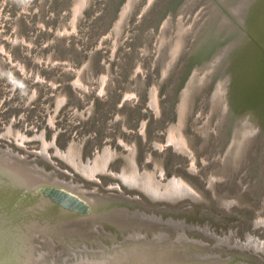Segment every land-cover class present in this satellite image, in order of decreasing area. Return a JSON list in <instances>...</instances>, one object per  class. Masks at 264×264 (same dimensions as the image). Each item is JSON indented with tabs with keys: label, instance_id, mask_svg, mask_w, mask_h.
<instances>
[{
	"label": "rangeland",
	"instance_id": "rangeland-1",
	"mask_svg": "<svg viewBox=\"0 0 264 264\" xmlns=\"http://www.w3.org/2000/svg\"><path fill=\"white\" fill-rule=\"evenodd\" d=\"M244 1L153 0L145 9L146 0H0V160L82 189L97 210L92 222L23 205L25 216L10 219L2 237L20 257L76 264L152 249L126 239L137 231L151 242L165 233L162 240L173 244L166 247L179 250L188 243L179 238L184 232L202 243L189 245L203 256L260 264L245 251L264 253V57L245 27L258 20L252 35L264 47V0L247 11ZM183 106L181 129L194 158L168 140ZM70 145L83 161L107 149V172L92 181L75 171L55 154ZM47 156L56 169L44 163ZM129 156L140 172L155 170L159 182L181 177L209 204H150L145 192L109 172L127 168ZM137 212L164 225L133 217ZM29 218L40 229L29 228Z\"/></svg>",
	"mask_w": 264,
	"mask_h": 264
},
{
	"label": "bare ground",
	"instance_id": "bare-ground-1",
	"mask_svg": "<svg viewBox=\"0 0 264 264\" xmlns=\"http://www.w3.org/2000/svg\"><path fill=\"white\" fill-rule=\"evenodd\" d=\"M183 98L187 97L183 96ZM152 104L156 110H158L159 105L156 100L155 92L153 93ZM186 109V106L180 108V124L171 126V129H174L176 133H170L171 137H169L168 140H172L174 146L178 150L187 153L194 158V154L191 152L190 147L187 144V139L181 129ZM23 137L24 136L21 138ZM235 140L236 143H234V147L237 148L241 141L240 138H236ZM45 147L46 145L44 144V148ZM55 154L66 160L75 171H78L87 179H96L98 173L107 172V163L110 161L112 153L105 149L102 155L98 154L93 160L88 159L87 161H83L80 160L78 151L75 150V147L70 145L67 150L56 149ZM47 158L49 159L50 156H47ZM129 158V166L123 168L121 172L109 171L116 178H120L128 186L141 189L156 200H173L175 198L183 197H188L193 200L202 199L199 193L181 177L174 175L167 182H159L155 178V170L145 169L140 172L136 168L133 157L129 156ZM49 160H51V158ZM0 175L8 178L10 183L2 186L0 185V264H35V258L32 254L29 255L30 252L25 254L26 259L24 260L17 254V250L12 249L7 241L2 238L3 231H6L7 227L11 224L9 221L10 219H17L18 216L22 215L25 216V213L22 211V206L25 204L31 207L33 204H41L45 211L52 209L55 211L54 213L59 214L63 220L72 218L76 220H84L85 218H88V221L95 222L93 220L97 210H95V202L93 201V198L86 195L82 189L74 187V185H71V189L63 181L57 179L54 181L47 178L41 179L32 173H26L21 168L10 166L3 160H0ZM113 185H115V188L119 189L118 183ZM44 192L47 194H44ZM132 216L157 223L156 225H164L163 220L154 214L147 215L142 212H137V214H133ZM32 222L36 223V221L29 218V228L34 227ZM166 223L177 227L185 226L184 222L177 223L175 220L171 219ZM34 228L40 229L39 225H36ZM192 228L194 227H190L188 230H192ZM197 229L202 231L203 228ZM146 233L147 232L137 231L134 236L130 235L126 239L135 238L136 241L133 242L134 245L141 243L147 248L152 247V249L141 250L142 248L140 249L136 246L137 248L122 250L116 252L112 256H101V259L98 261L91 260L87 257L76 264H225L222 261L213 258V256H203L202 252L190 248L189 243L198 247H203V245L198 241L190 239L184 232L180 234L179 238L183 236L184 241H187L188 243L183 245L179 250L171 248L173 247V244L170 240H162V236H164L165 233L164 235L161 234L162 232L159 233L158 237L161 238V240L155 242H151L150 235ZM153 234L155 236L156 232ZM157 239L158 238H156V240ZM250 240L251 242H255V244L260 242L258 238ZM167 243H170L169 246L171 247H166ZM260 243V247L256 246L263 248L264 242ZM24 245L26 246L25 241ZM256 246L254 247L255 249L257 248ZM256 250L259 251L258 249ZM202 259H204V261Z\"/></svg>",
	"mask_w": 264,
	"mask_h": 264
},
{
	"label": "water",
	"instance_id": "water-1",
	"mask_svg": "<svg viewBox=\"0 0 264 264\" xmlns=\"http://www.w3.org/2000/svg\"><path fill=\"white\" fill-rule=\"evenodd\" d=\"M152 1L153 0H146V2H147V4H146V6H145V9L147 8V7H149L151 4H152ZM131 2L133 3V0H131ZM253 2H254V4H252L251 2H250V0H245L244 2H243V6L245 5V3H246V5H245V8H246V11L247 10H252V8H255V6L257 5V2H255V0H253ZM252 19V18H251ZM257 23H258V20L257 21H254L253 20V23L251 24V26H250V28H248V27H245L246 28V30H247V32L248 33H250V37H252V39L250 40V41H252V42H254V44H255V46L257 47V48H259L258 50L259 51H261V53H260V56L262 55L263 57H264V54H263V50H264V47L263 46H261V44L257 41V39H256V37H253L254 35H252L253 33H252V29L253 30H256V27H257ZM251 30V31H250ZM247 36V35H246ZM247 39H249L248 38V36H247ZM263 51V52H262ZM264 59V58H263ZM207 82H213V88H212V91H211V95H212V93H213V91H214V88H215V86H214V83H215V81H214V79H213V76H212V78H210ZM200 84H202V82H200ZM198 86V84L192 89V92H191V95H192V93L194 92V90H197L198 88H199V86ZM211 97V96H210ZM192 98V97H191ZM180 100V99H179ZM186 114H187V111L185 112V114H184V116L186 117ZM183 119H184V117H183ZM177 152V151H176ZM179 153V152H178ZM181 154V153H180ZM133 155V154H132ZM189 158V157H188ZM195 159H193V160H191V161H194ZM43 161H44V163L45 162H47L48 163V159H43ZM55 169H56V166H55ZM57 170H59L58 168H57ZM65 174H68V173H66L65 172ZM91 181V180H90ZM92 181H96L95 179L94 180H92ZM205 181V180H204ZM205 183L207 184V186H206V188L209 190L210 189V197H211V199H215V190L214 189H212L211 187H210V182H209V179L207 178V180L205 181ZM132 188H135V187H132ZM142 192V191H141ZM144 192V191H143ZM217 193V192H216ZM201 194V193H200ZM202 195V194H201ZM146 197H147V201L150 203V204H155V203H159L160 202V205H162L161 207L164 209V208H166V206L167 207H173L174 205H178V204H180V206H181V204H183L182 202L183 201H185L186 199H188L189 200V202H191L192 203V205L193 204H200V205H207V204H209V200L207 199V198H204L203 196H202V199L201 200H193V199H190V198H188V197H183V198H175V199H173V200H160V201H157L156 199H153V198H151L148 194H146ZM188 202V201H187ZM188 204V203H187ZM240 206L243 208H245V209H250V205H248V204H240ZM252 210V209H251ZM164 212V211H163ZM167 220V219H166ZM154 226H156V225H154ZM156 227H159V226H156ZM155 227V228H156ZM164 230H165V226H161ZM171 228H173V227H171ZM171 228H168V229H171ZM175 230V229H174ZM168 233H169V231L168 230H166ZM201 236H203V237H205L204 235H201ZM230 237V236H229ZM208 238H212V237H208ZM176 238H174V240H175ZM212 240H217L216 238L215 239H212ZM223 247H225L226 249H228V250H240L239 248H230V247H228V245H224ZM245 252H252V255H255V256H257V257H259V259H260V261H259V263L260 264H263V262H261V261H263V258H264V253L263 252H261V251H259V252H255V251H253V249H251V251H245ZM225 260H227V259H225ZM228 260H230V261H232V259H228ZM234 262V261H233ZM239 263H241V262H239ZM238 263V264H239ZM242 264V263H241Z\"/></svg>",
	"mask_w": 264,
	"mask_h": 264
},
{
	"label": "flooded vegetation",
	"instance_id": "flooded-vegetation-1",
	"mask_svg": "<svg viewBox=\"0 0 264 264\" xmlns=\"http://www.w3.org/2000/svg\"><path fill=\"white\" fill-rule=\"evenodd\" d=\"M47 165H51V167H55V165L53 166L52 165V162L50 161V160H48V163L47 162H45ZM46 167V166H45Z\"/></svg>",
	"mask_w": 264,
	"mask_h": 264
}]
</instances>
